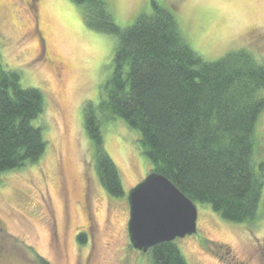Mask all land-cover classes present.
Masks as SVG:
<instances>
[{
    "label": "rangeland",
    "instance_id": "374dc122",
    "mask_svg": "<svg viewBox=\"0 0 264 264\" xmlns=\"http://www.w3.org/2000/svg\"><path fill=\"white\" fill-rule=\"evenodd\" d=\"M30 2L0 0V57L6 70L21 73L23 88L45 94L39 125L48 148L36 165L0 178V264H40L39 258L49 264H151L128 235L129 194L152 173L139 133L119 119L104 127L105 148L124 189L115 199L100 184L85 130V106L106 98L117 39L90 29L72 0H37L29 9ZM107 2L121 29L153 14L156 2L174 14L204 61L247 50L264 65V0ZM255 139L256 161L263 164L264 113ZM197 210V233L175 241L188 264H264V221L233 225L209 205L197 204ZM84 230L86 243H80Z\"/></svg>",
    "mask_w": 264,
    "mask_h": 264
},
{
    "label": "trees",
    "instance_id": "16d2710c",
    "mask_svg": "<svg viewBox=\"0 0 264 264\" xmlns=\"http://www.w3.org/2000/svg\"><path fill=\"white\" fill-rule=\"evenodd\" d=\"M72 1L90 29L117 39L106 98L84 108L85 130L108 196H124L103 133L107 123L119 119L139 133L152 172L196 205H209L233 225L264 221V163L256 161L255 142L264 113V65L247 50L204 61L174 14L156 2L153 14L121 29L107 0ZM20 74L6 70L0 57V178L36 165L48 148L39 125L45 94L23 88ZM78 240L86 243V235ZM148 253L151 264H188L175 242Z\"/></svg>",
    "mask_w": 264,
    "mask_h": 264
},
{
    "label": "water",
    "instance_id": "95a60500",
    "mask_svg": "<svg viewBox=\"0 0 264 264\" xmlns=\"http://www.w3.org/2000/svg\"><path fill=\"white\" fill-rule=\"evenodd\" d=\"M128 235L133 249L154 247L197 233V205L170 180L152 172L129 194Z\"/></svg>",
    "mask_w": 264,
    "mask_h": 264
},
{
    "label": "flooded vegetation",
    "instance_id": "af4514ba",
    "mask_svg": "<svg viewBox=\"0 0 264 264\" xmlns=\"http://www.w3.org/2000/svg\"><path fill=\"white\" fill-rule=\"evenodd\" d=\"M30 1H31V2H30V4L28 5V6H29V9H31L33 5L35 6L37 0H30ZM39 37H40L41 42L43 43V47H45L44 39H43V37H42V35H41L40 33H39ZM91 221H92V219H89V222H90V223H91ZM89 228H90V227H89ZM89 228H87V231L90 230ZM78 234H79V235H80V234H85V235H87V232L84 230V233H78ZM55 236L57 237L56 232H55ZM77 237H79V236L77 235Z\"/></svg>",
    "mask_w": 264,
    "mask_h": 264
}]
</instances>
